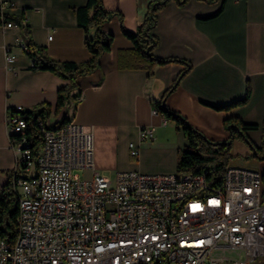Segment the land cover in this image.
Returning <instances> with one entry per match:
<instances>
[{"label": "crops", "instance_id": "obj_1", "mask_svg": "<svg viewBox=\"0 0 264 264\" xmlns=\"http://www.w3.org/2000/svg\"><path fill=\"white\" fill-rule=\"evenodd\" d=\"M151 1L102 0L105 9L115 13L102 27L113 35V41L110 50L99 57V66L77 79V96L69 103L72 109L68 115L92 133L96 172L106 171L111 162L119 172L175 173L177 152L186 144L175 122L166 120L163 124L165 119L153 109V103L185 65L155 64L150 70L119 68V51L132 46L121 33L120 18L126 29L135 31ZM1 2L9 5L4 13L24 12L23 23L30 28L33 42L43 47L51 59L83 63L91 57L75 15L86 0ZM220 5V1L209 4L189 0L178 6L168 1L158 12L152 30L159 41L153 50L156 56L184 59L191 65L166 97L167 107L215 141L228 138L225 119L229 116H238L245 123H261L264 119V0H226L218 12ZM20 40L26 42L19 29L0 25V194L15 167V154L9 146V113L18 106L34 110L48 104L53 109L58 89L68 83L51 71L31 70L32 59L17 46ZM5 47L15 55L7 65ZM246 82L251 88L246 104L230 110L211 106L226 105L242 97ZM52 114L56 115L53 122L58 121L60 114ZM144 126L154 127L153 138L141 143L139 158L134 159L125 136L133 133V143H137L138 131ZM248 136L254 144H260V129L248 131ZM249 153L248 146L234 140L230 151L234 158L229 163L264 175V161L245 159ZM122 161L125 167H120Z\"/></svg>", "mask_w": 264, "mask_h": 264}, {"label": "built area", "instance_id": "obj_2", "mask_svg": "<svg viewBox=\"0 0 264 264\" xmlns=\"http://www.w3.org/2000/svg\"><path fill=\"white\" fill-rule=\"evenodd\" d=\"M8 6L0 3V15ZM2 25L19 29L15 21ZM17 46L29 52L22 40ZM14 59L5 47V64ZM23 111L18 106L7 117L18 217L15 239L0 238V264L264 262V180L258 170L228 163L218 185L207 180L208 171H124L112 185L95 171L92 133L73 120L56 128L37 120L42 141L33 155ZM153 132V126L139 129L137 143L128 144L132 158H139L141 143ZM77 169L89 177L73 174Z\"/></svg>", "mask_w": 264, "mask_h": 264}, {"label": "trees", "instance_id": "obj_3", "mask_svg": "<svg viewBox=\"0 0 264 264\" xmlns=\"http://www.w3.org/2000/svg\"><path fill=\"white\" fill-rule=\"evenodd\" d=\"M168 1H174L178 6L185 5L189 0H153L147 6V11L135 31L126 29L120 18L121 33L131 42V48L120 50L118 53L119 68L150 70L155 64L181 63L185 68L177 75L173 83L167 88L160 99L153 103V109L165 120L175 122L183 133L185 146L177 152V173H200L208 171L207 180L218 185L222 181L225 168L232 156L231 145L234 140L243 142L250 149L245 159L264 160V119L261 123H245L238 116L232 115L225 119L228 138L224 141H215L206 138L199 130L191 126L185 117L172 111L166 105V97L178 85L180 79L190 70L191 65L184 59L176 57L161 58L153 53L158 45V37L153 33L157 22V14ZM206 3L221 2L220 12L226 0H199ZM23 11L18 15L3 13L0 15V25L6 21H15L25 43L29 48L27 55L32 59L31 70L51 71L59 77L68 80V83L57 91V101L52 109L48 104H42L34 110H25L21 114L27 119L28 127L25 131L33 155L42 141L41 128L37 120L47 128H56L71 120L67 114L48 126L47 120L51 113L58 114L61 109L74 100L77 92V79L92 73L99 66V57L110 50L113 35L103 30V24L114 16V12L105 9L102 0H86V4L75 10L77 25L85 33V46L91 57L83 63L63 62L51 59L46 50L36 45L31 37L30 28L23 23ZM214 16V15H213ZM2 19V20H1ZM4 21V22H2ZM251 95L248 82L245 83L244 94L226 105H211L215 109L230 110L247 103ZM261 130L262 137L259 145L254 144L248 136L250 130ZM264 180V175H263ZM18 201L14 190L11 174L3 186L0 194V238L12 242L17 232Z\"/></svg>", "mask_w": 264, "mask_h": 264}, {"label": "rangeland", "instance_id": "obj_4", "mask_svg": "<svg viewBox=\"0 0 264 264\" xmlns=\"http://www.w3.org/2000/svg\"><path fill=\"white\" fill-rule=\"evenodd\" d=\"M77 89H78V87H76ZM70 102H72V100H70ZM71 109H72V106L69 104V105H67L66 107H65V109H61V111L59 112V114H60V117H59V119L60 118H62L63 116H64V114H67V115H69L70 116V111H71ZM61 112H63V113H61ZM52 118H56V115H54V114H52L49 118H48V120H47V123H49V124H53L54 122H53V120H52ZM58 119V120H59ZM136 137H137V133H136ZM125 140H126V142H134V135H133V133H130V134H128L127 136H125ZM232 158H234V157H232ZM253 160H255L256 162H261V161H264V160H261V161H259V160H256V159H253ZM229 163V162H228ZM230 164V163H229ZM231 165H234V164H231ZM125 167V163L122 161L121 162V164H120V167ZM236 166H238V165H236ZM243 167V166H242ZM106 171H100V170H98V172L100 173V175H102V176H104V177H106L109 181H111L112 182V185H113V183H114V180H115V177H116V174H117V172H119L120 170L117 168V169H115L114 167H113V165H112V163L111 162H109L108 163V165H106ZM73 174H75L76 176H78V177H80V178H87V177H89V172L88 171H83V170H79V169H77V170H74L73 171ZM17 191L18 192H20V189L18 188L17 189ZM257 264H264V262L263 263H257Z\"/></svg>", "mask_w": 264, "mask_h": 264}]
</instances>
